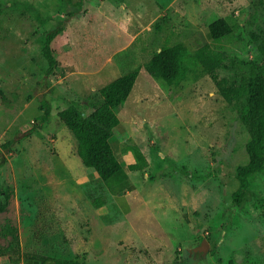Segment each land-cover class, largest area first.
<instances>
[{
  "label": "rangeland",
  "instance_id": "obj_1",
  "mask_svg": "<svg viewBox=\"0 0 264 264\" xmlns=\"http://www.w3.org/2000/svg\"><path fill=\"white\" fill-rule=\"evenodd\" d=\"M0 4V193L9 195L0 264H33L36 254L85 264H185L187 255L189 264H264V169L250 176L242 205L234 202L236 168L248 161L246 96L239 111L213 77L245 87L251 65L263 62L264 0H87L88 15L54 41L58 64L47 81L45 35L75 8ZM219 18L233 32L213 41L208 26ZM177 43L189 57L169 86L144 64ZM135 68L110 139L132 189L113 193L83 164L58 114L73 107L88 116L100 88ZM41 94L51 112L40 126ZM128 139L148 161L143 170L128 169ZM203 240L208 251L190 254Z\"/></svg>",
  "mask_w": 264,
  "mask_h": 264
},
{
  "label": "trees",
  "instance_id": "obj_2",
  "mask_svg": "<svg viewBox=\"0 0 264 264\" xmlns=\"http://www.w3.org/2000/svg\"><path fill=\"white\" fill-rule=\"evenodd\" d=\"M69 5L75 8L69 11L65 19L60 21L54 29L49 30L45 35L43 56L48 67L44 81L54 72L58 61L54 55L53 44L57 36L64 29L65 25L79 16L84 18L89 10L85 7L87 0H66ZM2 6L0 4V14ZM210 39L220 41L233 32V26L226 18H219L208 26ZM256 39L259 41L258 50L263 57L261 64L253 63L250 68V77L244 86H225L226 79L216 80L220 93L227 101L234 103V106L242 111L241 99L246 96V117L244 121L249 127V138L245 149L248 161L236 168V178L239 186L234 194V202L241 206L249 189V178L252 174L261 172L264 169V31ZM187 48L177 43L171 46H164L153 53L151 58L144 64L147 73L164 81L172 86L181 80L185 75V61L188 59ZM201 59V57H199ZM138 76V68L132 69L113 81L100 88L102 102L88 116H84L73 107L61 110L58 114L61 121L73 133L77 141V154L86 167L92 168L94 174L100 177L113 193L124 189H132L128 173L116 158L110 139L113 136L114 128L119 124L116 109L130 95ZM43 83H39L42 85ZM40 102V123L41 126L49 120L51 108L47 99L41 94ZM14 141H10L8 146ZM6 146V145H5ZM132 155V162L128 164L130 171H140L148 166V161L142 150L128 139L124 146ZM2 160L0 161V165ZM9 195L6 192L0 193V211H4L8 205ZM94 205L100 210L101 198L94 196ZM185 264L191 262L190 256ZM31 258L38 264H85L75 259H65L50 255L36 254ZM184 261V260H182ZM182 264V263H179ZM184 264V263H183Z\"/></svg>",
  "mask_w": 264,
  "mask_h": 264
},
{
  "label": "water",
  "instance_id": "obj_3",
  "mask_svg": "<svg viewBox=\"0 0 264 264\" xmlns=\"http://www.w3.org/2000/svg\"><path fill=\"white\" fill-rule=\"evenodd\" d=\"M208 249H209L208 242L206 240H203L199 246L195 247L190 251V254L192 252H201L202 254H205L208 251Z\"/></svg>",
  "mask_w": 264,
  "mask_h": 264
},
{
  "label": "crops",
  "instance_id": "obj_4",
  "mask_svg": "<svg viewBox=\"0 0 264 264\" xmlns=\"http://www.w3.org/2000/svg\"><path fill=\"white\" fill-rule=\"evenodd\" d=\"M129 164H130V163H129ZM126 172H127V171H126ZM22 264H32V263H30V262H28V263H27V262H26V263H25V262H23ZM33 264H38V262H37V261H36V262L34 261V263H33Z\"/></svg>",
  "mask_w": 264,
  "mask_h": 264
}]
</instances>
